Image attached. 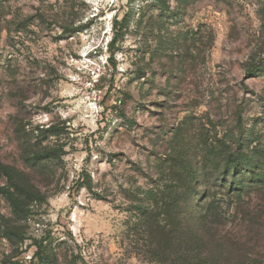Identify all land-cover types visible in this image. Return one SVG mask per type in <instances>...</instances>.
<instances>
[{
  "label": "rangeland",
  "instance_id": "1",
  "mask_svg": "<svg viewBox=\"0 0 264 264\" xmlns=\"http://www.w3.org/2000/svg\"><path fill=\"white\" fill-rule=\"evenodd\" d=\"M261 175L264 0H0V264H162L148 213L264 264Z\"/></svg>",
  "mask_w": 264,
  "mask_h": 264
},
{
  "label": "trees",
  "instance_id": "2",
  "mask_svg": "<svg viewBox=\"0 0 264 264\" xmlns=\"http://www.w3.org/2000/svg\"><path fill=\"white\" fill-rule=\"evenodd\" d=\"M155 1H161V0H155ZM189 0H181L182 3H187ZM166 6V2H165ZM4 10V7H2ZM6 19H3L4 22ZM119 23L116 21V26ZM251 70V69H250ZM251 72V71H250ZM247 141H244L240 143V146L237 148V150H227L225 152V156L222 160L223 167H224V175L226 178H229L231 173L234 172L235 180L231 183V192L233 194L237 195L241 193V190L250 188L254 185V183H260L259 178L260 175L259 172V166L255 163L253 154L254 152L257 153L258 149H251L249 145L246 143ZM226 150V149H225ZM224 150V151H225ZM254 151V152H253ZM262 154V151H260ZM244 166H246L247 170L242 173L239 176L237 171H240V169ZM240 174V173H239ZM264 180V176L261 175ZM198 174L191 171L188 174V179L190 183H193L198 179ZM246 177H251V183L246 184L245 180ZM262 180V181H263ZM261 181V182H262ZM192 193L194 191H191ZM7 198L9 201H11L12 205L15 206V208L18 207V200H19V189H17L15 192H8ZM242 194V193H241ZM167 205V204H166ZM169 207V206H167ZM149 211V210H148ZM218 208L215 206H212L210 209L205 211V213L201 214V216L195 215V213H192L191 215L194 217V219H200L201 223L206 225L207 223H216L223 219L222 215H217ZM149 214L151 216V213H148L147 216H145V219L143 221V224L146 228V231L149 233H153V236L155 235V246L158 248V250L154 251V255L157 257V260H160L159 262L162 264H178L181 262L182 264H215L217 263L216 258H218L217 249L218 251L221 250L224 246L221 243V240L218 238L217 231L212 233L213 229L208 230L207 235V242L200 238L199 236L194 235H188L183 233L182 224H180L177 221H173L169 225L175 230L167 232L166 226H162L160 222L152 221L149 219ZM182 235V236H180ZM186 237V238H184ZM183 238V239H182ZM181 239V240H180ZM167 243V244H165ZM165 245V246H164ZM176 247L177 252L181 253L180 256L172 260L171 256L166 253L165 247ZM192 246L197 247L198 249L194 250ZM191 247V248H190ZM184 252V254H183ZM216 257V258H215Z\"/></svg>",
  "mask_w": 264,
  "mask_h": 264
}]
</instances>
